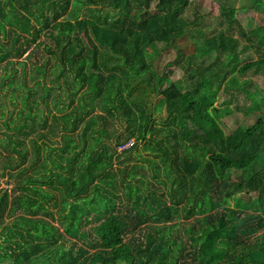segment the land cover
<instances>
[{"label":"trees","instance_id":"16d2710c","mask_svg":"<svg viewBox=\"0 0 264 264\" xmlns=\"http://www.w3.org/2000/svg\"><path fill=\"white\" fill-rule=\"evenodd\" d=\"M221 10L198 56L199 0H0V264H264V105L227 134L214 94L264 79V23ZM159 44L187 91L149 69Z\"/></svg>","mask_w":264,"mask_h":264},{"label":"rangeland","instance_id":"374dc122","mask_svg":"<svg viewBox=\"0 0 264 264\" xmlns=\"http://www.w3.org/2000/svg\"><path fill=\"white\" fill-rule=\"evenodd\" d=\"M251 2L252 0H199V6H201V10L204 12L202 23L197 29L192 30L186 39L179 42L180 46L186 52L189 53L192 51L198 56L209 54V49L205 48L202 42L205 38L214 35L223 27L222 21H224V17L221 14L222 5L233 7L237 10V19L246 31L257 30V28L264 23V9L260 7L259 10H255L251 7ZM263 4L262 7H264ZM240 40L244 41L242 38H240ZM156 48L155 50H151V52L155 53L149 69L159 78L158 80L159 82L161 81L163 87L169 85L171 81H174L178 83L183 90L187 91L189 89V82L182 68L174 63L176 57L175 51L167 49L163 44H159ZM256 58L257 56L250 47L245 48L242 52V59L245 63ZM159 72H164V74L159 77ZM140 77L143 79L146 78L143 74H141ZM224 87L228 88L229 91L226 92L224 88L220 90H217V88L214 89V94L216 95L215 106L224 108L228 106L231 109L232 113L226 114L221 119L222 127L227 134H231L238 127H245L253 124L257 117L262 114V107L264 105V79L254 77L247 85H242L239 76L234 75ZM244 88L249 93L248 96L243 92ZM227 101H229L228 104L223 106L224 102ZM6 103L8 105V110L11 106L7 101ZM165 103L166 100H164L161 95L154 98L152 109L157 122L166 117ZM237 107L245 108L246 113L244 110L236 109ZM112 124L119 126L116 122ZM131 144L132 143L127 145L126 148L131 146ZM253 172L254 171H246L241 173L233 171L232 177L237 179L239 176H242L246 179L249 178ZM7 181H10V179H0V189L8 188L9 191L11 190L12 185L7 186ZM230 202L232 206L240 207L243 200L239 196H235L230 198Z\"/></svg>","mask_w":264,"mask_h":264}]
</instances>
